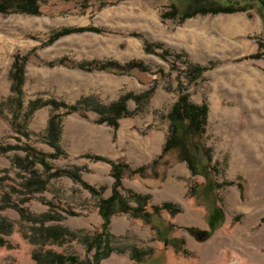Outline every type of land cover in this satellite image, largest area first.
I'll return each instance as SVG.
<instances>
[{
    "label": "rangeland",
    "instance_id": "rangeland-1",
    "mask_svg": "<svg viewBox=\"0 0 264 264\" xmlns=\"http://www.w3.org/2000/svg\"><path fill=\"white\" fill-rule=\"evenodd\" d=\"M245 1L39 0L37 16L0 14V148L4 149L0 150V219L12 225L9 235L0 232V264H36L32 254L46 251L72 255L81 261L91 258L93 252L87 255L77 240L64 238L61 245L48 242L42 247L29 243L25 237L36 238L39 226L23 221L12 205L34 216L62 217L45 226L83 231L78 237L95 233L101 223L97 199L68 177L50 175L58 170L77 171L86 184L104 188L102 197L108 198L114 183L111 166L91 158L97 156L91 152L94 145L104 138L128 141L157 135L165 140L167 114L176 102L178 83H183L193 103L207 105L201 141L211 149L208 172L205 176L192 175L186 163L176 160L174 151L157 160L154 167L151 164L161 153L151 163L140 166L149 167L143 176H130L123 170V196L134 183L152 186V191L138 193L150 197L149 212L151 205L171 203L180 213L161 211L151 219L162 236L170 240L167 247L155 239V233L143 221L117 214L113 217L118 216V230L129 229L113 235L109 228L110 234L119 238L113 246L151 249L152 255L141 264H264V53L259 49L262 13L257 4H252L243 13L198 15L183 22L178 17L165 18L174 9L182 14L199 4L230 3L238 7L247 5ZM76 29L83 31L55 38L58 32ZM258 53L263 57L252 59ZM16 55L27 60L23 110L15 120L9 75ZM61 60L63 64H58ZM94 61L114 63L120 69L111 66L87 72L75 67ZM132 61L140 62L146 70L124 67ZM187 63L208 70L191 82L184 75ZM150 90L153 93L142 100L141 112L118 120L117 129L98 123L100 116L93 109ZM83 99L89 103L69 115L63 108L43 106L25 118L31 101L55 100L74 106ZM126 107L131 112L136 109L132 100L126 102ZM53 115L59 117V147L64 155L44 158L49 167L46 170L38 162L41 158L28 150L55 154L45 136ZM20 131L27 136L18 134ZM33 157L37 161H32ZM202 163L206 164L205 160ZM172 178L177 181L176 189H172L177 200H159L162 182ZM34 179L46 182L43 192L35 193L28 186L27 182ZM153 179L157 184L151 183ZM199 231L207 233L206 241L196 239ZM176 240L184 242L182 246L177 243L179 252L171 245ZM100 264L136 263L125 253L112 254Z\"/></svg>",
    "mask_w": 264,
    "mask_h": 264
},
{
    "label": "trees",
    "instance_id": "trees-1",
    "mask_svg": "<svg viewBox=\"0 0 264 264\" xmlns=\"http://www.w3.org/2000/svg\"><path fill=\"white\" fill-rule=\"evenodd\" d=\"M67 1V0H64ZM198 3L200 0H195ZM39 0H0V14H8V13H20L26 15L37 16L39 14ZM245 3L247 5L234 7L229 4H210L203 5L199 4L195 6L193 9L187 10L182 14H179L176 9L172 10L171 14L167 15L165 18H169L170 16L178 17L179 22H183L189 18H193L195 16H206V15H220V14H235V13H243L247 12L252 4H257L259 10L262 13V19L264 22V0H246ZM87 30V29H85ZM83 29L79 30H63L58 32L55 38H59L71 32H81ZM263 39L259 43V49L264 53V25H263ZM263 54L259 53L254 55L252 59H261ZM27 57H19L15 56L13 59V63L10 70V93L15 96L14 103L16 108V114L14 115V119L16 120L18 114L23 110L22 103V87L24 84V66L26 63ZM64 60L58 62V64H63ZM49 65L53 66V63ZM114 66L116 69H120L117 64L109 63L103 64L99 62H90V63H80L75 67L82 71L92 72V71H102L105 69H109L108 67ZM124 67L127 68H138L141 71H145L146 69L142 66L140 62H129ZM186 71L184 75L191 82H195L198 80L201 75L208 70L206 67L193 65L190 63L186 64ZM123 68V67H122ZM122 70V69H121ZM153 91H148L143 95H132L128 94L122 96L116 102L108 105L107 107H97L93 109L100 118L98 123H106L108 126L113 129L118 128V120L126 117H131L137 115V113L141 112L143 104L142 100L144 98H148L151 96ZM128 100H132L136 109L134 111H129L126 107V102ZM89 101L83 99L79 101L76 105L70 106L66 105L62 102H57L55 100H49L46 102H42L40 100L31 101L28 103L27 111L25 113L26 120L29 119L36 110L43 106H51L53 109L63 108L66 110V115L78 112L81 110V106L84 107L87 105ZM207 105L205 103L197 105L190 100V95L187 92V89L183 86V83H178V96L176 102L170 109L167 114L168 120V128L165 137V143L162 148L161 155L153 161L151 167H154L157 164V160H160L165 154L174 151L176 160L178 162L186 163L189 171L192 175H197L199 173L205 176L207 174V169L209 164L212 161L211 149L205 147L202 143V138L205 134L206 124H207ZM59 117L53 115L49 118L46 127V144L55 151V154H40L32 149H29L28 152H32L37 155L41 159H38V162L48 170L49 167L44 163V158H57L59 155H64L59 147L60 142V126H59ZM17 127V125H16ZM17 130V129H16ZM22 136H27L24 132L18 133ZM16 150L18 147H13ZM0 150H4L1 149ZM26 157H30L28 153H26ZM94 160L103 161L108 163L111 166V177L114 180V183L111 188V195L108 198H103L104 188L96 189L80 179L77 171H66V170H58L50 175V177H59L66 176L74 183H78L84 190H86L93 198L97 199L96 208L97 215L100 218L99 229L89 235L85 234L81 237H78V233L80 232H72L66 228L62 227H52L45 226V223L48 222H57L61 221L62 217L55 216L51 214H43L41 216H34L30 212L26 211L23 208L12 205V208L18 213L19 217L23 221L31 222L32 224H37L39 227L36 230L38 234L36 238L25 237L28 239L29 243L33 245H39L40 247L45 246L48 242L51 244H59L64 240V238H68L70 241L77 240L82 243L85 247L86 254H90L91 258H87L84 261L79 260L77 257L72 255H61L56 254L51 251H46L44 254L37 255L36 253L32 254V260L36 262V264H100L101 261L109 258L112 254L123 255L125 253L128 254L129 259L136 264H141L143 261L152 255V250H140L136 247L131 248H117L113 246V241L118 240V237H115L110 234L109 226L111 222V218L117 214H128L131 218L136 220L143 221L144 224L150 226V229L155 233L156 240L163 243L164 247L170 245V240H167L162 236V234L158 231V229L152 224L151 219L153 216H158L161 211L167 212L170 215H175L180 213L179 208L175 207L171 203H162L159 206H149L150 212L148 209V204L150 197L148 195H141L135 193L131 190H125L126 196L121 194L123 189L121 184V179L123 177L124 171L126 170L130 176L140 175L143 176L145 170L149 167H139L137 169L132 170L128 165L122 163H113L111 161H107L98 156L91 157ZM36 158L33 157L32 161ZM205 160L206 164L202 162ZM35 161L33 163H35ZM34 174V173H33ZM28 186L33 187V192L39 193L45 190L46 182L41 181L39 179L31 180L27 182ZM129 202L134 203L135 206H131ZM68 215L74 216L73 213L69 212ZM213 221L211 222V226L213 227ZM12 225L7 222L5 219H0V232L3 235H9L11 233ZM193 230L188 229V232H192ZM26 236V235H24ZM2 243V241H0ZM172 247L176 252H179L177 243L179 245H183L184 242L182 240L171 241ZM185 254V251H182Z\"/></svg>",
    "mask_w": 264,
    "mask_h": 264
},
{
    "label": "crops",
    "instance_id": "crops-1",
    "mask_svg": "<svg viewBox=\"0 0 264 264\" xmlns=\"http://www.w3.org/2000/svg\"><path fill=\"white\" fill-rule=\"evenodd\" d=\"M164 141L165 140L163 137L157 135H148L146 137L140 138L137 137L128 141H124L121 137L114 140L112 138H104L101 142H98L94 145L93 151L91 152L113 162H125L131 169H135L151 163L156 157H158L161 153ZM176 165L177 164H174L173 168H175ZM152 182L153 184H157L156 180L154 179L151 181V183ZM176 184L177 181L175 178L170 180L165 179L162 182L163 189L158 193L159 200L161 199L173 202L176 201L177 194L176 192L172 191V189H176ZM131 188L135 192L141 194L148 190L152 191L153 189L152 186L148 187L137 183H134ZM115 221L116 223L118 222V216L111 218L109 228L113 235H122L128 231L129 228L123 229L122 231L120 229L118 230L117 224L115 226Z\"/></svg>",
    "mask_w": 264,
    "mask_h": 264
},
{
    "label": "water",
    "instance_id": "water-1",
    "mask_svg": "<svg viewBox=\"0 0 264 264\" xmlns=\"http://www.w3.org/2000/svg\"><path fill=\"white\" fill-rule=\"evenodd\" d=\"M195 237H196L197 240L203 242V241H206V240H207L208 235H207L206 232L199 231V232H196V233H195Z\"/></svg>",
    "mask_w": 264,
    "mask_h": 264
}]
</instances>
